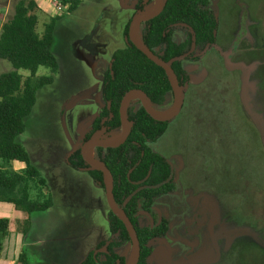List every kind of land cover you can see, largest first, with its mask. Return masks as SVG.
Listing matches in <instances>:
<instances>
[{
  "label": "rangeland",
  "instance_id": "374dc122",
  "mask_svg": "<svg viewBox=\"0 0 264 264\" xmlns=\"http://www.w3.org/2000/svg\"><path fill=\"white\" fill-rule=\"evenodd\" d=\"M19 1L0 0V33ZM35 1L40 34L54 16L60 19L52 45L59 71L38 70L37 77L53 76L54 82L38 92L26 130L18 139L46 179L53 199L49 211L33 215L32 233L43 232L39 235L43 244L37 249L49 261L50 251L55 260L65 251L63 264H79L101 242L112 239L110 209L106 190L89 172L73 169L68 162L81 151L92 133L93 120L101 113L103 74L114 52L127 44L125 28L138 0H81L76 11L68 13L67 8L59 15L53 12L51 0ZM211 4L219 18L218 43L213 47L218 61L211 54L214 58L205 64L206 51L204 67L200 61L185 62L191 75L189 87L182 89L188 104L170 122L166 134L151 145L175 166L177 191L157 203L160 214L170 219L171 232L150 243L154 253L149 264H167L169 255L173 264L264 263L263 255L244 246H264V152L258 151L255 128L264 126V118L254 113L246 87L240 89L238 81L240 70L252 72L256 67L235 69L247 65L249 57L242 50L250 45L264 47V0H211ZM153 7L155 0H145L143 13ZM245 22L248 30L242 37ZM188 35L185 26L174 30L177 43ZM191 53L202 55L195 47ZM12 70L9 61L0 59V75ZM20 74L30 76L24 70ZM137 101L131 102L135 109L141 106ZM116 134L121 129L94 132L92 138L108 140ZM18 165L12 170L19 172ZM12 207L0 203V217L12 218ZM228 213L251 222L229 223L233 217ZM140 222L149 223L145 216ZM256 226L262 230L252 231ZM32 239L38 242L36 236ZM116 252L131 261L132 242L123 243Z\"/></svg>",
  "mask_w": 264,
  "mask_h": 264
},
{
  "label": "trees",
  "instance_id": "16d2710c",
  "mask_svg": "<svg viewBox=\"0 0 264 264\" xmlns=\"http://www.w3.org/2000/svg\"><path fill=\"white\" fill-rule=\"evenodd\" d=\"M60 1L68 5V13L76 11L81 2ZM37 10L35 0H20L13 16L3 24L0 33V59L9 61L13 67L12 71L0 75V203L12 204L23 214L21 220L0 219V255L12 224L17 232L27 238L31 233L33 215L47 212L53 207L46 179L32 165L30 155L18 141L26 130V121L37 103L38 92L54 82L53 76L37 77L38 70L45 67L52 74L59 71L52 45L56 23L60 18L54 16L46 24L43 34H40L37 30ZM129 25H126L124 33L127 38L126 46L114 52L103 74L101 95L104 106L100 115L93 120L92 133L86 136V140L103 128L108 132L121 129V102L132 90L142 91L157 110L165 111L171 107L174 90L167 73L129 40ZM178 26H185L189 30L188 38L183 43L174 40V30ZM218 27L219 18L212 9L211 0H165L162 13L141 25L142 41L163 62L174 61L172 68L183 89L191 82L185 62L200 61L204 67V63L207 64V61L214 58L211 54L216 56L213 47L218 43ZM192 47L201 51V57H195L191 53ZM237 48L236 45L235 51ZM206 51L209 58L203 63ZM242 51L248 54L247 65L241 64L235 69L243 68L247 71V67L256 68L252 72L240 70L242 75L238 76L239 86L240 89L241 85L246 87L254 113L256 111L259 117L264 118V47L255 48L250 45L249 49ZM187 54L189 55L185 59L180 60ZM225 68L224 66V70ZM21 70L28 71L30 76L24 77L20 74ZM190 91L192 94L195 92L192 87ZM194 98V102L202 104L201 100ZM132 104L127 112L130 124L127 141L117 148H98L96 160L111 172L115 203L137 232L141 247L138 264H149L154 253L150 243L167 237L171 232L170 219L168 216L159 217L157 203L177 191L176 168L170 160L151 147L166 134L170 122L154 119L142 104L138 109L133 108ZM187 104L188 101L185 106ZM255 128L258 134V151L264 152V126ZM14 163L23 165L24 168L19 172L13 171ZM68 165L76 170L89 168L81 151L73 154ZM88 172L95 183L106 190L103 173L95 170ZM229 215L233 217L229 223L243 226L251 222L242 215L235 214L238 216L236 217L228 213ZM143 216L148 219L147 226L140 222ZM108 221L112 239L101 242L79 264H129L130 259L128 262L116 249L125 242H131L130 235L124 223L111 210ZM259 228L260 226H256L252 231L260 232L262 228ZM244 246L264 256V246L256 243L254 246ZM25 257L23 252L20 259L24 260ZM167 264H173L171 255L168 256Z\"/></svg>",
  "mask_w": 264,
  "mask_h": 264
},
{
  "label": "water",
  "instance_id": "95a60500",
  "mask_svg": "<svg viewBox=\"0 0 264 264\" xmlns=\"http://www.w3.org/2000/svg\"><path fill=\"white\" fill-rule=\"evenodd\" d=\"M164 1L165 0H155V12L152 15L145 16L146 13H142V14L133 18V20L130 24V28H129V40L140 51H142L153 63H155L157 66L161 67L162 69H164L165 72L167 73V75H168V77L172 83L175 100H174L173 105L165 111H168L175 106L174 112L168 117H160V116L154 114L152 112V110L150 109V107L152 105H151L150 101L147 99L146 95L140 90H132L125 95V97L123 98V100L121 102V106H120L121 135H122L121 140L118 143L111 144L108 142V140H100L97 138H91V139L87 140L81 148V155L83 157V160L89 166L88 169H84V170L100 171L103 173V175L105 177L106 197H107L109 209L113 212V214H115L124 223L128 233L130 235L131 242L133 244V251H135V259H134L133 264H138V261L140 258V251H141L140 242H139V239L137 236V232H136L133 224L131 223V221L123 214V212L119 209V207L115 203L114 193H113L114 180H113V176H112L111 172L109 171V169H107L99 161L98 162H99L100 166L92 163L88 159V157L86 156V152L89 148H94L95 154H96V150L98 148H104V149L117 148L127 141L128 137H129V132H130V124L128 123V120H127V112H128V108L131 104L130 99L133 96H137V100L141 102L143 108H145L146 111L150 115H152L154 119H156L158 121L171 122L176 117H178L179 114L181 113V111L184 107V104H185V98H184L182 88L179 85L178 78H177V76H176V74L172 68L174 61H170L168 63L163 62L158 56H156L152 51L148 50L144 46L143 41H142V43H138L135 39V27H136V25H138L141 28V25L143 23L159 16L163 11ZM140 35H141V39H142V33L141 32H140ZM188 55L189 54L181 57L180 60L185 59ZM155 110L158 112H165V111H160L157 109H155ZM103 130L105 131L106 129H102V130L98 131V134H102ZM96 157H97V154H96ZM106 178L109 181L108 185L106 183Z\"/></svg>",
  "mask_w": 264,
  "mask_h": 264
},
{
  "label": "crops",
  "instance_id": "0c3cea01",
  "mask_svg": "<svg viewBox=\"0 0 264 264\" xmlns=\"http://www.w3.org/2000/svg\"><path fill=\"white\" fill-rule=\"evenodd\" d=\"M14 164H17V163H14ZM18 166H20V169L24 168L23 165L19 164ZM82 171L88 172L87 170H82ZM3 204H7V203H3ZM8 205L13 206L12 204H8ZM12 212L14 215L12 218L0 217V219L21 220L23 218V214L17 211L14 206L12 207ZM33 220L34 219H32V224H33ZM42 233L35 232L33 234L32 229H31L30 235L27 238H24L22 234L16 231V227L12 224L10 228V235L8 239L5 241L3 252L0 255V264H25L28 261H30V264H50L51 262L55 264H63L64 259L62 258L64 257L65 251L62 253L63 254L62 258H61V255H56L58 258H61L58 260L54 259L55 254L53 255L52 251H50L51 254L48 253L50 255L49 258H51L50 261L47 258L48 255L47 256L41 255L39 249L37 248H40V245L43 244L40 238ZM33 235L34 237L35 236L37 237L38 242H33L34 241L32 239ZM27 251H28V256L26 253ZM23 252L25 253L26 257L24 258V260H21L20 257Z\"/></svg>",
  "mask_w": 264,
  "mask_h": 264
},
{
  "label": "bare ground",
  "instance_id": "6f19581e",
  "mask_svg": "<svg viewBox=\"0 0 264 264\" xmlns=\"http://www.w3.org/2000/svg\"><path fill=\"white\" fill-rule=\"evenodd\" d=\"M155 12V7H153L149 12H147L145 14V16H149V15H152L153 13ZM135 39L138 43H142V39H141V35H140V27L138 25H136L135 27ZM137 99V96H133L131 99H130V103L132 102V100H136ZM150 109L152 110V112L160 117H168L170 116L174 110H175V106L168 110V111H165V112H158L156 111L152 106L150 107ZM122 138V135L119 134L118 136L116 137H113L111 139H108V142L111 143V144H115V143H118ZM86 156L88 157V159L94 163L95 165H98L100 166V164L97 162L96 160V154H95V150L94 148H89L86 152ZM106 183L107 185L109 184V181L108 179L106 178ZM134 259H135V251L132 255V258H131V261L129 262V264H133L134 262Z\"/></svg>",
  "mask_w": 264,
  "mask_h": 264
},
{
  "label": "flooded vegetation",
  "instance_id": "af4514ba",
  "mask_svg": "<svg viewBox=\"0 0 264 264\" xmlns=\"http://www.w3.org/2000/svg\"><path fill=\"white\" fill-rule=\"evenodd\" d=\"M134 15L136 16V14L137 15H139L140 13L142 14L143 12H144V9H145V0H138L137 1V3L134 5ZM133 15V17L129 20V22H128V24H131V22H132V20H133V18L135 17ZM129 28H130V25H129ZM247 30H248V27H247V23L245 22L244 23V26H243V29L241 30V33H240V35L242 36V37H244L246 34H247ZM103 129H105V128H103ZM84 170V169H83ZM159 217L160 218H162V215L160 214V212H159ZM154 219V218H153ZM112 236V235H111Z\"/></svg>",
  "mask_w": 264,
  "mask_h": 264
},
{
  "label": "built area",
  "instance_id": "2783aa9c",
  "mask_svg": "<svg viewBox=\"0 0 264 264\" xmlns=\"http://www.w3.org/2000/svg\"><path fill=\"white\" fill-rule=\"evenodd\" d=\"M52 1V8H53V12L56 15L61 14L62 12H64L67 8L68 5H64V3L60 0H51Z\"/></svg>",
  "mask_w": 264,
  "mask_h": 264
}]
</instances>
